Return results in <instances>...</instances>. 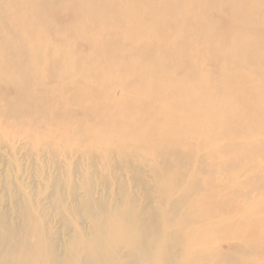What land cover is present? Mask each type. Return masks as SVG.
Masks as SVG:
<instances>
[{
  "label": "rangeland",
  "instance_id": "obj_1",
  "mask_svg": "<svg viewBox=\"0 0 264 264\" xmlns=\"http://www.w3.org/2000/svg\"><path fill=\"white\" fill-rule=\"evenodd\" d=\"M1 1L0 44L7 36L28 44L30 29H10L2 14L12 0ZM43 1L54 4L50 25L68 32L74 28L73 7L63 0ZM165 1L146 5L161 7ZM223 1L203 7L195 18L199 26L179 30L205 40L201 24L219 29L221 38L239 37L245 26L225 12ZM146 16L142 12L138 18ZM227 21L234 22L232 29L223 27ZM256 28L264 50V19ZM177 31L171 24L150 42L130 39L120 47H135L140 59L155 63L164 80L174 83L187 76V67L159 64L153 56L161 45L175 44ZM112 38L111 30L103 35L106 41ZM38 39L60 57L96 54L74 32ZM196 59L200 72L216 77L213 61L202 54ZM102 66L94 61L73 67L45 52L38 65L43 78L35 89L45 95L49 110L34 116L9 109L17 92L0 78V264H264V150L250 143L264 134L245 138L224 129L208 141L191 128L160 142L148 131L136 132L126 124L130 108L119 101L117 86L82 79L97 75ZM250 76L264 80V70L247 68L236 84ZM215 77L211 83L220 86ZM188 89L196 90V84L190 82ZM94 94L102 98L92 100ZM109 113L117 116L113 126L125 129L126 136L99 143L95 137L103 136ZM241 147L249 149V158L236 157Z\"/></svg>",
  "mask_w": 264,
  "mask_h": 264
},
{
  "label": "bare ground",
  "instance_id": "obj_2",
  "mask_svg": "<svg viewBox=\"0 0 264 264\" xmlns=\"http://www.w3.org/2000/svg\"><path fill=\"white\" fill-rule=\"evenodd\" d=\"M147 1L63 0L64 4L75 9L74 28L71 27L69 32L92 44L96 53L79 60H74L71 55L60 57L54 47L43 46L38 39L47 33H59L64 37L69 33V28L58 29L48 23L54 4L43 0L6 3L2 14L5 22L10 24L8 27L14 29L25 25L31 32L26 45L8 36L0 44V78L15 87L17 92L9 109L26 116L48 112L45 95L35 89V84L43 78L38 65L44 60L45 52L50 51L56 62L73 67L100 62L103 66L97 75L85 74L82 79H105L117 86L121 91L119 101L130 108L124 118L127 126L136 132L148 131L160 142H167L171 132L182 137L191 128H197L203 139L208 141L210 136H216L224 129L243 134L245 138L257 132L264 134V80L250 76L245 84H236L247 68L258 72L264 70V50L259 47L262 36L256 28L264 19V0H224L225 12L243 24L245 30L239 37L224 39L219 29L209 25L201 27L200 24V30L208 35L205 40L197 35L192 38L185 36L179 29L187 24L199 26L195 18L212 0H166L161 7L146 5ZM142 12L147 16L139 19ZM13 13L17 16L11 17ZM33 19L40 22L34 23ZM233 23L227 21L223 27L232 29ZM171 24L178 28L176 42L168 49L161 45L154 53V60L159 64L175 62L176 68L185 66L188 74L177 78L174 83H167L156 71L155 63L140 59L133 46L121 49L120 43L130 39L135 43L150 42ZM108 30L115 38L106 41L103 35ZM192 45L193 48L188 49L187 46ZM13 53L19 54V59L9 55ZM200 54L217 65L216 77L198 70L196 58ZM99 56H104V59H99ZM213 77L221 82L220 86H213ZM190 82L196 84V90L188 89ZM179 97L183 100H178ZM100 98L99 94H94L92 100ZM24 100H28L30 106L37 105L38 110H31ZM105 117L103 136H96V140L99 143L104 139L122 141L126 136L125 129L113 126L117 116L109 113ZM250 143H256L254 146L258 151L264 150V138ZM236 154V157L249 158V149L241 147Z\"/></svg>",
  "mask_w": 264,
  "mask_h": 264
}]
</instances>
